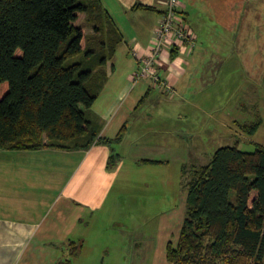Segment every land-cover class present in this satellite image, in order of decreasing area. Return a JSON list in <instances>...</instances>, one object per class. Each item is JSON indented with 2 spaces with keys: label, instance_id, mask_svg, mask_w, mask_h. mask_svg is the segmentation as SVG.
Masks as SVG:
<instances>
[{
  "label": "trees",
  "instance_id": "obj_1",
  "mask_svg": "<svg viewBox=\"0 0 264 264\" xmlns=\"http://www.w3.org/2000/svg\"><path fill=\"white\" fill-rule=\"evenodd\" d=\"M84 19L94 25L92 36ZM103 31L120 39L99 0H0V149L87 151L122 142L126 126L115 139H102L92 113L111 57L104 43L100 52L92 48ZM191 172L178 243L166 247L168 264H264V146L252 153L239 143L222 147Z\"/></svg>",
  "mask_w": 264,
  "mask_h": 264
},
{
  "label": "crops",
  "instance_id": "obj_2",
  "mask_svg": "<svg viewBox=\"0 0 264 264\" xmlns=\"http://www.w3.org/2000/svg\"><path fill=\"white\" fill-rule=\"evenodd\" d=\"M99 1L120 38L110 40L106 30L101 34L104 40L92 45L100 52L101 44H106L104 49L111 56L103 66L107 83L92 113L101 123L99 137L112 140L124 126L127 134L128 123L138 117L145 98L153 96L154 82L137 77L142 58L151 52L167 0ZM247 1L182 0L180 17L194 33L196 46L177 48L175 58L166 52L154 68L162 77H168L164 80L173 85L176 96L185 100L183 86L195 84V80L207 78L211 86L219 80L231 53L225 39L239 33L236 28L245 18L242 6ZM260 2L264 4V0ZM258 14L256 20L264 28V16ZM86 21L82 22L86 34L92 36L94 25H85ZM261 59L259 62H264V57ZM259 66L264 74V66ZM161 93L165 94L164 90ZM208 97L209 101L213 98ZM124 140L95 144L87 151L0 149V264H59V245L76 249L77 244H86L111 194L108 179L114 175V147L123 148ZM138 150L132 153L137 161L161 162V154L165 153L164 149ZM43 259L49 261L40 262Z\"/></svg>",
  "mask_w": 264,
  "mask_h": 264
},
{
  "label": "rangeland",
  "instance_id": "obj_3",
  "mask_svg": "<svg viewBox=\"0 0 264 264\" xmlns=\"http://www.w3.org/2000/svg\"><path fill=\"white\" fill-rule=\"evenodd\" d=\"M260 3L248 0L242 6L245 18L236 28L239 33L225 39L231 53L214 85L207 78L185 84V100L175 93L162 94L159 85L145 98L138 117L128 123L123 148L114 147L111 194L96 229L86 244H77V255L74 246L59 245V264H168L166 247L178 243L186 215L184 186L191 171L208 165L222 147L239 143L242 151L252 153L256 145L264 146V74L259 68L264 66L259 62L264 57V28L256 20V14L264 16ZM85 54L66 65L80 62ZM258 122L256 132L244 131ZM148 149H164L161 162L133 159L134 150Z\"/></svg>",
  "mask_w": 264,
  "mask_h": 264
},
{
  "label": "built area",
  "instance_id": "obj_4",
  "mask_svg": "<svg viewBox=\"0 0 264 264\" xmlns=\"http://www.w3.org/2000/svg\"><path fill=\"white\" fill-rule=\"evenodd\" d=\"M182 0H167L161 22L154 34L151 52L142 58L137 79L140 81L152 80L155 86L162 85L167 93H174L173 88L154 70L155 65L162 59L166 52L182 48L194 49L196 46L195 35L184 25L180 17ZM178 48V49H177Z\"/></svg>",
  "mask_w": 264,
  "mask_h": 264
}]
</instances>
